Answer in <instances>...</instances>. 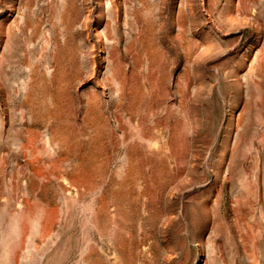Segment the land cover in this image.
<instances>
[{"label":"rangeland","instance_id":"374dc122","mask_svg":"<svg viewBox=\"0 0 264 264\" xmlns=\"http://www.w3.org/2000/svg\"><path fill=\"white\" fill-rule=\"evenodd\" d=\"M0 264H264V0H0Z\"/></svg>","mask_w":264,"mask_h":264},{"label":"bare ground","instance_id":"6f19581e","mask_svg":"<svg viewBox=\"0 0 264 264\" xmlns=\"http://www.w3.org/2000/svg\"><path fill=\"white\" fill-rule=\"evenodd\" d=\"M25 238H27V237H25ZM22 245V244H21Z\"/></svg>","mask_w":264,"mask_h":264}]
</instances>
